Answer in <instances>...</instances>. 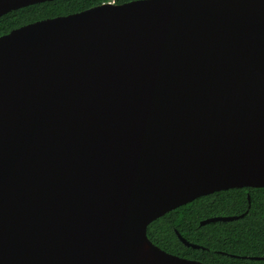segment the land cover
<instances>
[{"label": "water", "instance_id": "obj_1", "mask_svg": "<svg viewBox=\"0 0 264 264\" xmlns=\"http://www.w3.org/2000/svg\"><path fill=\"white\" fill-rule=\"evenodd\" d=\"M233 188H264V0L105 2L0 36V264H206L147 227Z\"/></svg>", "mask_w": 264, "mask_h": 264}, {"label": "trees", "instance_id": "obj_2", "mask_svg": "<svg viewBox=\"0 0 264 264\" xmlns=\"http://www.w3.org/2000/svg\"><path fill=\"white\" fill-rule=\"evenodd\" d=\"M107 1L53 0L13 10L0 17V36L37 20L80 12ZM241 214L244 216L237 220L199 226L206 218ZM176 231L202 248L184 246ZM147 237L166 252L206 264H264V259H251L264 258V188H233L199 197L152 222Z\"/></svg>", "mask_w": 264, "mask_h": 264}, {"label": "flooded vegetation", "instance_id": "obj_3", "mask_svg": "<svg viewBox=\"0 0 264 264\" xmlns=\"http://www.w3.org/2000/svg\"><path fill=\"white\" fill-rule=\"evenodd\" d=\"M133 1V0H132ZM48 2H50V1H48ZM126 3V2H125ZM113 4H116L115 3V0L113 1ZM22 8H24V7H22ZM13 11V10H12ZM11 12V11H10ZM9 13V12H8ZM7 14V13H6ZM5 15V14H4ZM3 16V15H2ZM16 29V28H15ZM10 32V31H9ZM7 34V33H6ZM4 35V34H3Z\"/></svg>", "mask_w": 264, "mask_h": 264}, {"label": "built area", "instance_id": "obj_4", "mask_svg": "<svg viewBox=\"0 0 264 264\" xmlns=\"http://www.w3.org/2000/svg\"><path fill=\"white\" fill-rule=\"evenodd\" d=\"M113 1H114V0H108L107 2H108V3H113Z\"/></svg>", "mask_w": 264, "mask_h": 264}]
</instances>
